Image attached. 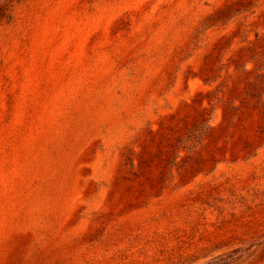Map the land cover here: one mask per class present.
<instances>
[{
  "label": "rangeland",
  "instance_id": "1",
  "mask_svg": "<svg viewBox=\"0 0 264 264\" xmlns=\"http://www.w3.org/2000/svg\"><path fill=\"white\" fill-rule=\"evenodd\" d=\"M0 264H264V0H0Z\"/></svg>",
  "mask_w": 264,
  "mask_h": 264
}]
</instances>
